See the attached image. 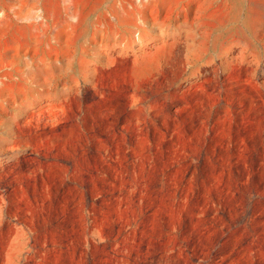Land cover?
Listing matches in <instances>:
<instances>
[{
	"label": "rangeland",
	"instance_id": "obj_1",
	"mask_svg": "<svg viewBox=\"0 0 264 264\" xmlns=\"http://www.w3.org/2000/svg\"><path fill=\"white\" fill-rule=\"evenodd\" d=\"M17 3L0 264H264V0Z\"/></svg>",
	"mask_w": 264,
	"mask_h": 264
},
{
	"label": "bare ground",
	"instance_id": "obj_2",
	"mask_svg": "<svg viewBox=\"0 0 264 264\" xmlns=\"http://www.w3.org/2000/svg\"><path fill=\"white\" fill-rule=\"evenodd\" d=\"M18 2L20 5H26L27 3H29V0H0V7H2L3 9L5 8L6 10H8V7H11L14 2ZM17 3V4H18ZM10 12V11H9ZM13 12V10H12ZM11 13V12H10ZM14 13V12H13ZM27 13H24V15H26ZM21 15V14H20ZM5 18V19H10L9 13L4 11L3 15L1 16V18ZM20 17V16H19ZM2 18V19H3Z\"/></svg>",
	"mask_w": 264,
	"mask_h": 264
}]
</instances>
